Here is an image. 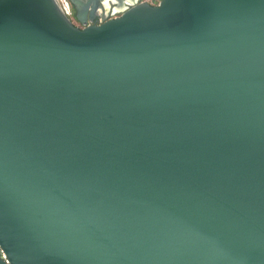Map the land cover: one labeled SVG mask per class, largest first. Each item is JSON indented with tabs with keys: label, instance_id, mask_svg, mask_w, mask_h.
<instances>
[{
	"label": "water",
	"instance_id": "water-1",
	"mask_svg": "<svg viewBox=\"0 0 264 264\" xmlns=\"http://www.w3.org/2000/svg\"><path fill=\"white\" fill-rule=\"evenodd\" d=\"M75 3L0 0V264H264V0Z\"/></svg>",
	"mask_w": 264,
	"mask_h": 264
},
{
	"label": "flooded vegetation",
	"instance_id": "flooded-vegetation-1",
	"mask_svg": "<svg viewBox=\"0 0 264 264\" xmlns=\"http://www.w3.org/2000/svg\"><path fill=\"white\" fill-rule=\"evenodd\" d=\"M69 10L70 19L76 27L83 28V25L77 19V6L75 2L88 4L90 2L89 11L94 13L93 25H100L102 21H107L120 17L123 11L132 7V3H149L156 6L158 0H60ZM90 14V12H88ZM88 14V15H89Z\"/></svg>",
	"mask_w": 264,
	"mask_h": 264
},
{
	"label": "built area",
	"instance_id": "built-area-1",
	"mask_svg": "<svg viewBox=\"0 0 264 264\" xmlns=\"http://www.w3.org/2000/svg\"><path fill=\"white\" fill-rule=\"evenodd\" d=\"M160 2H161V0H158V2H157V4H156V5H158Z\"/></svg>",
	"mask_w": 264,
	"mask_h": 264
}]
</instances>
